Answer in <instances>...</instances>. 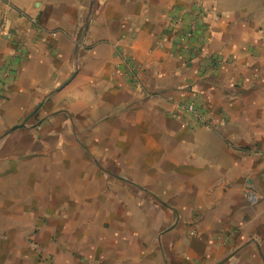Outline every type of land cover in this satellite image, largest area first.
Listing matches in <instances>:
<instances>
[{"label":"crops","instance_id":"1","mask_svg":"<svg viewBox=\"0 0 264 264\" xmlns=\"http://www.w3.org/2000/svg\"><path fill=\"white\" fill-rule=\"evenodd\" d=\"M4 19L2 190L61 147L83 165L88 137L100 170L54 264H264V0H0ZM185 101L202 126L171 122ZM62 110L89 128L52 132Z\"/></svg>","mask_w":264,"mask_h":264},{"label":"rangeland","instance_id":"2","mask_svg":"<svg viewBox=\"0 0 264 264\" xmlns=\"http://www.w3.org/2000/svg\"><path fill=\"white\" fill-rule=\"evenodd\" d=\"M83 13L86 22H88L93 15V10L91 7H87ZM86 28L87 26L84 30ZM178 109L174 107L171 113V122L176 120L180 123V127L186 128L188 122H191L190 118ZM61 117L68 120L70 134L77 135L81 130L89 128V126H86L87 128L84 126L79 130L78 121L75 116L70 115L68 110L50 114L49 119L46 120L47 128L50 127V130L54 132L53 128L57 125L56 118ZM41 123L42 121H39L36 125ZM199 123L198 125L201 126L204 124V122ZM59 131L62 132V129ZM9 132L8 129L0 132V145ZM69 138L74 141L75 136L72 138L69 136ZM87 140L84 144L81 143L84 145V150L77 147L78 151L83 150L81 154L85 162L83 165L78 164L80 158L75 152L76 148H70L68 145L61 147V149H69L66 152V158L60 154L53 160L51 156L49 160H46L44 166L42 163L36 165L41 169L43 176L33 178L34 176L29 177L27 174L33 167L29 166L37 158L19 162L21 164H17L15 167L17 172H20L19 182L15 180L16 184L10 185L8 190H2L3 183L7 180L5 176H7L8 169H5L4 172L0 171V264H54L59 250L56 248L57 245L51 242L50 236H55L57 240L60 233L54 231L67 224V226H71L70 224L76 218L73 211L91 204V199L86 198V194L91 193V189L97 185L96 180L100 170L96 165L97 162L91 156L92 141L90 137ZM29 162L31 163L29 164ZM53 177L57 181H54ZM59 180L65 186L64 193L60 192L63 186ZM44 190V195L38 194H42ZM153 205L156 203L153 202ZM169 214L175 217L172 212Z\"/></svg>","mask_w":264,"mask_h":264},{"label":"built area","instance_id":"3","mask_svg":"<svg viewBox=\"0 0 264 264\" xmlns=\"http://www.w3.org/2000/svg\"><path fill=\"white\" fill-rule=\"evenodd\" d=\"M203 1V0H201ZM0 34L3 35L6 38H10L11 34L8 29V22L6 19H4L1 24H0ZM7 76V72L1 73L0 74V91L3 86V80ZM181 111H183L185 114H187L189 117L194 118L198 122H204V118L199 114L200 112L198 111L195 102H188L183 105L178 106Z\"/></svg>","mask_w":264,"mask_h":264}]
</instances>
